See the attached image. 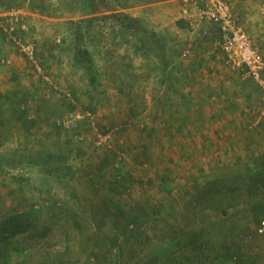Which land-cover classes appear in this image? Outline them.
I'll list each match as a JSON object with an SVG mask.
<instances>
[{
	"label": "crops",
	"instance_id": "0c3cea01",
	"mask_svg": "<svg viewBox=\"0 0 264 264\" xmlns=\"http://www.w3.org/2000/svg\"><path fill=\"white\" fill-rule=\"evenodd\" d=\"M38 1L35 12L4 6L0 10L23 11L21 20L25 15L30 32L22 34L37 46L38 65L49 77L40 76L32 62L0 37V55L6 57L0 66V128L11 124L5 134L0 130V143L14 141L8 148L18 151L38 130V160L47 161L38 168L46 194L38 199V208L65 198L69 208L80 207L85 216L94 214L89 192L113 193L119 204L130 203V197L123 199L124 186L117 174L113 173L115 184L111 177L94 184L71 179L79 174L89 178L86 161H93L83 153L85 148L76 152L70 147L72 141L59 134L63 129L52 116L72 110L75 97L80 106L96 112L97 126L99 122L112 134L113 149L96 153L99 172L103 175L117 155L120 160L128 156L129 162L134 156L146 161L143 168L148 171L140 173L138 183L151 186L145 194L153 196L149 200L157 189L166 196L197 188L198 177L218 176L220 168L246 175L264 170V89L243 68L228 62L219 28L198 15L203 0H115L116 11L95 7V14L73 19L59 0H45L48 7ZM225 1L264 57V0ZM123 15L131 17L130 24ZM81 20L86 23L76 35L73 24ZM80 49L90 54V71L76 59ZM31 107L38 113L28 115ZM17 108L19 115L8 120V113ZM83 139L77 134L74 140L79 144H73H87ZM54 157L66 160L62 163L66 173L51 167ZM75 161L81 163L76 168ZM62 178L66 197L56 184V179L64 182ZM131 205L140 209L149 203ZM255 248L245 256L264 264V246Z\"/></svg>",
	"mask_w": 264,
	"mask_h": 264
},
{
	"label": "rangeland",
	"instance_id": "374dc122",
	"mask_svg": "<svg viewBox=\"0 0 264 264\" xmlns=\"http://www.w3.org/2000/svg\"><path fill=\"white\" fill-rule=\"evenodd\" d=\"M40 1L44 7L50 4ZM59 3L72 19L95 14L92 11L95 7L116 11L117 4L115 0H59ZM40 5L38 0H0V10L4 6L9 11L12 8L35 12ZM0 12V15L9 13ZM198 15L205 18L201 9ZM22 23L29 33L30 23L25 15ZM85 23L81 20L73 25L77 29ZM79 30H76V35ZM20 36L25 42L29 40L22 33ZM0 37L18 50L1 29ZM4 58L5 55H0V66ZM17 109L15 113H8V120L19 115L21 108ZM36 113V109H28V115ZM60 115L55 114L52 118ZM6 126L7 129L0 128L4 134L8 128L11 129L10 123ZM59 134L72 141L70 147L76 152L85 148L83 153L89 154L87 159L93 161H86V168H90L87 169L89 178L82 179L79 174L71 179L77 178L76 183L82 180L94 184L111 177L115 184L113 173L117 174V180L124 186L123 199L130 197V203L119 204L121 200H115L113 193L89 192V200L94 198V214L90 212L85 216L80 207L69 208L65 198L56 199L55 204L48 207L38 208V199L46 195L40 188L44 178L38 168L47 162L38 160V130L33 131L34 137L29 144L18 151L8 148L10 145L13 147L14 141H9L8 145L0 143V264H255L247 259L245 252L253 250L255 245V249L264 246V170L246 175L242 170L234 172V169L220 168L218 176L205 174L198 177L201 183L197 188L189 186L190 190L181 189L166 196L157 189L154 192L157 197L149 200L153 196L145 194L151 186L138 183L140 173L148 171V168H143L148 165L146 161L141 163L134 156L129 162L126 160L128 156L120 160V155H117L102 175L96 166L99 161L96 153L107 149L88 144L95 137V129L87 120H83L77 130L63 129ZM77 134L84 136L83 141L87 144H73L77 143L74 140ZM9 139L13 138L10 136ZM53 161L51 167H58L61 174L67 172L62 165L66 163L64 158L54 157ZM75 162V168L81 164L80 161ZM62 179L65 181L56 179V184L60 195L66 197V178ZM105 200L106 205L103 203ZM144 201L149 206L133 209L131 204ZM133 214H138L139 218L136 216L137 220L134 219Z\"/></svg>",
	"mask_w": 264,
	"mask_h": 264
},
{
	"label": "built area",
	"instance_id": "2783aa9c",
	"mask_svg": "<svg viewBox=\"0 0 264 264\" xmlns=\"http://www.w3.org/2000/svg\"><path fill=\"white\" fill-rule=\"evenodd\" d=\"M201 11L205 18L215 24L220 31L222 48L228 62L237 68H243L264 89V57L253 46L251 39L237 22L230 5L225 0H203ZM19 12V11H16ZM6 13L0 18V29L2 33L17 47L19 53L24 55L34 64L36 72L45 79L40 65H38L37 46L30 41L25 42L20 36L28 32V28L22 23L21 13ZM21 14V15H20ZM10 65V61H5ZM70 96V95H69ZM76 101L71 100L74 109L55 118L58 127L65 130H77L80 120H87L89 125L95 129L94 145L107 150L113 149L111 132H103L98 129L97 116L90 111L75 109ZM264 116V107L262 111Z\"/></svg>",
	"mask_w": 264,
	"mask_h": 264
},
{
	"label": "trees",
	"instance_id": "16d2710c",
	"mask_svg": "<svg viewBox=\"0 0 264 264\" xmlns=\"http://www.w3.org/2000/svg\"><path fill=\"white\" fill-rule=\"evenodd\" d=\"M120 17H122L123 20H124L125 22H127L128 24H130V22H131V20H132L131 17H129V16H125V15L120 16ZM124 17H125V18H124ZM76 59H77L78 62H79L84 68H86L88 71H90V70L92 69L93 63H92V61H91V57H90V54H89V52H88L87 49H80V50H78V51L76 52ZM252 80L255 81L253 78H252ZM255 82H256V81H255ZM256 83H257V82H256ZM257 84H258V83H257ZM258 85H259V84H258ZM74 100L76 101V102H75V103H76V106H80L78 99L74 98ZM263 107H264V106H263ZM88 111L94 113L92 110H89V109H88ZM107 205L110 207L109 204H107ZM133 215H135L134 219H136V216L138 217V214H133ZM138 218H139V217H138ZM136 220H137V219H136ZM134 222H135V221H134Z\"/></svg>",
	"mask_w": 264,
	"mask_h": 264
}]
</instances>
